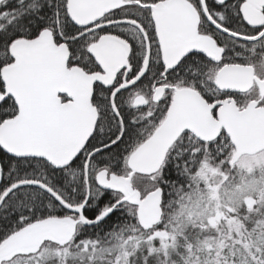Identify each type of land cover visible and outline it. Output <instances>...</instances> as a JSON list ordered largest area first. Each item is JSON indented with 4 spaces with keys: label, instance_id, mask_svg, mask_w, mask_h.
I'll use <instances>...</instances> for the list:
<instances>
[{
    "label": "snow or ice",
    "instance_id": "obj_1",
    "mask_svg": "<svg viewBox=\"0 0 264 264\" xmlns=\"http://www.w3.org/2000/svg\"><path fill=\"white\" fill-rule=\"evenodd\" d=\"M0 264H264V0H0Z\"/></svg>",
    "mask_w": 264,
    "mask_h": 264
}]
</instances>
